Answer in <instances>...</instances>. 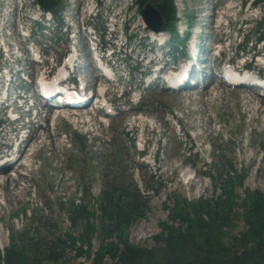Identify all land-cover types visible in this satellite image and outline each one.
I'll use <instances>...</instances> for the list:
<instances>
[{
    "label": "rangeland",
    "instance_id": "374dc122",
    "mask_svg": "<svg viewBox=\"0 0 264 264\" xmlns=\"http://www.w3.org/2000/svg\"><path fill=\"white\" fill-rule=\"evenodd\" d=\"M64 2L62 23L67 27L58 32L55 25L40 15L31 0H0V68L9 69L12 74L9 100L13 94H21L22 89L32 97L34 79L41 71H49L56 57L71 54L75 49L80 51V75H86V83L95 90H106V99L111 101L114 111L111 116H103L82 110L79 112L88 113L90 123H76L80 119L79 112L50 110L45 115L47 105L34 98V108L40 114L34 117L31 113L34 122L26 125L28 135L19 148L20 157L14 170L0 175V250L8 246L12 232L22 226V217L13 219L12 216L23 207L35 211L46 207L43 214L50 216L57 228L67 230L70 223L58 203L64 208H68L71 201L79 203L81 193L88 188L89 205H95L103 174L131 175L149 197L145 218L130 226L127 236L132 244L152 248L158 224L167 221L166 208L171 207L169 198L179 196L192 202L220 194L207 174L209 168L211 171L219 169L221 162L229 164L230 168L225 171L241 176V185L236 178L233 180L231 193L236 198V206L226 236L230 239L246 234L244 209L240 204L242 193L248 189L264 194V96L220 84L215 68L218 63L237 57L239 60L234 64L246 62L250 69L248 74L253 76L259 69L264 75V42L255 45L253 41L256 23L264 18V0H174L176 30L183 32V38L185 36V47L181 46V50L186 56L170 65L169 55H163L170 46L169 36L148 30L131 0ZM229 4L234 5L233 11L220 26V16L227 12ZM47 22H50L49 29L40 31V26L46 27ZM92 32L99 47L114 52L111 63L117 76L116 84L107 85L93 79L97 74L92 72L94 65L89 57L90 48L94 47L93 38H86ZM72 35H75L74 46ZM247 38L249 42L245 44ZM215 41H220L224 48L219 56L212 50ZM15 42L21 44L23 55L15 50L11 55L6 52L8 43ZM31 46L32 52L39 51L43 55L41 60L46 61V66L32 61ZM195 52L200 66L192 69L195 75L192 89L171 92L156 82L147 83L153 78V62L159 60L167 64V69L177 68L172 72L177 76L189 66ZM147 73L150 78L142 81ZM81 76L74 78L79 80ZM21 77H26L27 81ZM6 111L4 106L0 108L3 123L0 153L5 151L12 137L5 133L9 122ZM65 116L71 117L70 120ZM74 117L75 123H72ZM46 125L49 133L42 130ZM117 146L120 157L105 170V160ZM7 151L11 153L12 149ZM212 174L216 175L214 171ZM17 175L23 179L10 194L7 176ZM149 185L159 187L158 193L146 192ZM97 246L98 242L93 240L91 252L94 253ZM67 258L72 264H89L91 260V257H75L73 251L68 252ZM104 262L109 264V259L105 257Z\"/></svg>",
    "mask_w": 264,
    "mask_h": 264
},
{
    "label": "trees",
    "instance_id": "16d2710c",
    "mask_svg": "<svg viewBox=\"0 0 264 264\" xmlns=\"http://www.w3.org/2000/svg\"><path fill=\"white\" fill-rule=\"evenodd\" d=\"M131 2L138 10L146 4L157 10L162 20L161 31L169 36L168 50L181 55L185 38L176 30L174 0ZM31 3L51 15L55 28L61 27L64 0H31ZM253 38L255 43L264 42V18L256 23ZM248 42L249 38L245 39V44ZM118 147L105 160V170L119 159ZM228 167L227 162H221L219 169L208 170L207 177L220 194L192 202L179 196L169 198L167 221L158 224L152 248L132 244L127 236L128 228L145 218L149 197L131 175L103 174L95 205H89L88 188L81 193L79 203L71 201L68 208L58 203L59 210L65 211L69 220L67 230L57 228L51 217L43 214L46 207L39 211L23 207L13 215V219L22 217V226L12 232L8 246L0 250V264H72L67 258L69 251L75 257H91L89 264H105V257L109 264H264V194L261 191L246 189L242 193L240 204L244 209L246 234L230 239L226 236L236 206V198L231 193L234 178L241 185L240 174L225 171ZM145 190L157 194L159 187L149 185ZM93 240L98 242L94 253L91 252Z\"/></svg>",
    "mask_w": 264,
    "mask_h": 264
},
{
    "label": "bare ground",
    "instance_id": "6f19581e",
    "mask_svg": "<svg viewBox=\"0 0 264 264\" xmlns=\"http://www.w3.org/2000/svg\"><path fill=\"white\" fill-rule=\"evenodd\" d=\"M230 5V4H229ZM228 5V7H227V9H226V11L227 12H224V13H222L221 14V16H220V23H219V25L221 26V21L222 20H225L226 18L225 17H228L229 16V13L231 12V11H233V8H234V5H230L229 6ZM6 21V20H5ZM18 41H21V39L20 40H18ZM23 41V40H22ZM21 44L20 43H17V42H15V44L13 43V44H9L8 43V47H7V49H6V52L9 54V55H11L12 53H13V50H15L14 52L15 53H19L20 54V56L21 55H23L22 54V50H21ZM26 53V52H25ZM74 56V55H73ZM69 59L71 60V62H72V64H73V69H72V73H73V76H72V78H74V77H76V76H81L80 74H82V73H80V69L81 68H79L78 69V64H79V55H78V53L76 54V57L74 58V59H72V56H69ZM92 64L90 63V66H91ZM94 68L93 69V71L92 72H94L95 71V69H96V67L95 66H91V68ZM177 70V69H176ZM233 70L234 71H236V68H234L233 67ZM82 71V70H81ZM91 72V73H92ZM9 73H10V70H9ZM188 74V75H187ZM185 75L186 76H188V80L189 79H191L192 81H193V78H192V75H191V72H186L185 73ZM92 76H93V74H92ZM183 75L181 74V77L179 76V78L177 79V80H175V81H173V83H178L179 82V85H182L183 83H184V78L182 77ZM185 76V77H186ZM1 78H2V81H3V83L0 85V89H1V86L3 85V87H5V85H6V77H4V75H1ZM12 79V78H11ZM86 79H87V76L85 75V76H81L80 77V79H79V81H81V83L82 82H86ZM93 79H94V81H99L100 80V77L96 74V75H94L93 76ZM220 84H222V85H224V86H226L224 83H222V82H220ZM90 86V85H89ZM93 86V85H92ZM92 86H90L91 88H92ZM2 87V88H3ZM239 88H243V89H247L248 90V88L247 87H239ZM184 89V87L181 89V90H183ZM186 90V89H185ZM102 91V90H101ZM100 91V92H101ZM106 93L105 94H103V97L106 99ZM96 96H98V94H96ZM2 98H0V100H1ZM107 100V99H106ZM108 102H110L111 103V101L110 100H107ZM246 101L247 102H249L250 101V98H247L246 99ZM78 102H80V104H78L77 102L74 104V108L73 109H69V108H67V109H69V110H74V112H81L82 110H86V109H88L89 110V108H88V103H89V98L87 97V96H84V97H82L81 99H80V101H78ZM33 112H34V117H36L37 115H39L40 114V112L37 110V108L35 107H33ZM51 110V108H50V106L49 105H47V107L45 108V115L47 114V113H49V111ZM79 112V118L80 119H77V121H76V123L77 122H82V123H84V124H88V123H90V117L88 118V113H85V115H83V113H80ZM76 113L75 114H73V115H76ZM89 113L91 114V111L89 110ZM89 114V115H90ZM43 117H44V115H43ZM65 117H67V119L68 120H70V118L71 117H69V116H65ZM75 118L76 117H74L73 119H72V123H75ZM69 123H70V121H69ZM42 130L44 131V132H48L49 133V126H45V127H43L42 128ZM21 143H22V141H20L19 143H18V147L20 148V145H21ZM17 151V154L16 155H18V152H19V149H17L16 150ZM20 156L18 155V158H19ZM17 161H18V159L17 160H15V162H13V161H5L4 162V166H2V168H0V175H4V174H6L7 173V171L8 170H14V166H15V164L17 163ZM22 177H21V175H17V176H15V177H10V176H7V179H6V184L8 185V187L10 188V190H9V193L11 194V193H13L14 191H15V189H18V187H19V185H20V181H22Z\"/></svg>",
    "mask_w": 264,
    "mask_h": 264
},
{
    "label": "water",
    "instance_id": "95a60500",
    "mask_svg": "<svg viewBox=\"0 0 264 264\" xmlns=\"http://www.w3.org/2000/svg\"><path fill=\"white\" fill-rule=\"evenodd\" d=\"M141 19L144 26L154 32H161L162 20L157 10L150 4L144 5L140 10Z\"/></svg>",
    "mask_w": 264,
    "mask_h": 264
}]
</instances>
